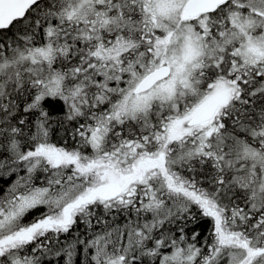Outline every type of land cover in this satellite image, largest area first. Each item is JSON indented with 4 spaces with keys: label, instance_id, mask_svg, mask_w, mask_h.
Instances as JSON below:
<instances>
[{
    "label": "snow or ice",
    "instance_id": "1",
    "mask_svg": "<svg viewBox=\"0 0 264 264\" xmlns=\"http://www.w3.org/2000/svg\"><path fill=\"white\" fill-rule=\"evenodd\" d=\"M0 264H264V0H0Z\"/></svg>",
    "mask_w": 264,
    "mask_h": 264
},
{
    "label": "trees",
    "instance_id": "2",
    "mask_svg": "<svg viewBox=\"0 0 264 264\" xmlns=\"http://www.w3.org/2000/svg\"><path fill=\"white\" fill-rule=\"evenodd\" d=\"M204 225H202V227H203Z\"/></svg>",
    "mask_w": 264,
    "mask_h": 264
}]
</instances>
